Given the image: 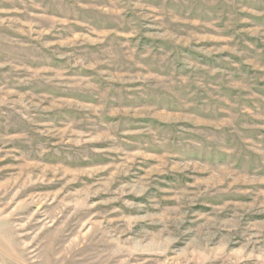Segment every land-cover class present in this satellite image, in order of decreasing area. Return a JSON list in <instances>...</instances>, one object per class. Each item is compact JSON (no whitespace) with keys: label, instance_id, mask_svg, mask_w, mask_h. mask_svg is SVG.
Instances as JSON below:
<instances>
[{"label":"rangeland","instance_id":"rangeland-1","mask_svg":"<svg viewBox=\"0 0 264 264\" xmlns=\"http://www.w3.org/2000/svg\"><path fill=\"white\" fill-rule=\"evenodd\" d=\"M0 264H264V0H0Z\"/></svg>","mask_w":264,"mask_h":264}]
</instances>
